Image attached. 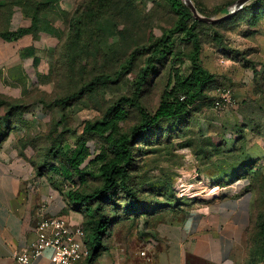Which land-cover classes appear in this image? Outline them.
Here are the masks:
<instances>
[{
  "label": "rangeland",
  "instance_id": "1",
  "mask_svg": "<svg viewBox=\"0 0 264 264\" xmlns=\"http://www.w3.org/2000/svg\"><path fill=\"white\" fill-rule=\"evenodd\" d=\"M235 1L192 0L200 15L212 18L232 12ZM176 18L167 0H0V32L31 28L13 40L0 37V94L9 105L0 111L15 110L17 141L30 148L33 167L59 194L70 189L90 192L101 185L96 166L87 162L103 140L86 132L84 125L101 119L121 97L133 95L140 68ZM196 31L200 59L216 76L207 96L216 98L228 90L231 102L217 109L205 99L181 137L176 134L166 144L164 132L133 145L131 174L137 196L157 201L155 208L165 210H157L154 220L172 214L167 213L168 204H180L174 195L184 202L213 196L217 185L228 182L237 191L253 185L259 209H264V174L235 179L238 173L227 183L210 179L238 161H253L257 167L264 161V0H250L221 21L203 22ZM171 40L178 55L157 57L142 87L139 102L147 111L158 105L171 72H188L191 44L180 34ZM98 76L111 78L89 88ZM124 111L118 125L128 132L139 114L135 106L125 105ZM79 143L91 151L80 166L84 183L76 175L68 181L60 173ZM184 143L190 146H180ZM245 262L264 264V226L260 231L252 226Z\"/></svg>",
  "mask_w": 264,
  "mask_h": 264
},
{
  "label": "crops",
  "instance_id": "2",
  "mask_svg": "<svg viewBox=\"0 0 264 264\" xmlns=\"http://www.w3.org/2000/svg\"><path fill=\"white\" fill-rule=\"evenodd\" d=\"M15 127L13 116L0 119V264H21L15 254L36 239L41 219L61 216L73 226L82 219L65 195L36 173L31 150L17 141ZM231 185H217L213 196L185 201L176 215L142 216L132 228L118 226L107 250L78 264H246L256 194ZM50 255L47 248L28 264H51Z\"/></svg>",
  "mask_w": 264,
  "mask_h": 264
},
{
  "label": "trees",
  "instance_id": "3",
  "mask_svg": "<svg viewBox=\"0 0 264 264\" xmlns=\"http://www.w3.org/2000/svg\"><path fill=\"white\" fill-rule=\"evenodd\" d=\"M167 1L177 14V18L167 30V34L162 35L157 41L151 55L147 57L145 64L140 68L133 95L131 97H121L106 110L101 119L86 122L84 125L86 132H93L103 140V144L98 145L99 150L94 158L87 162L96 166L101 185L93 188L90 192L70 189L65 197L73 208L83 215L81 226L85 231V243L89 252L86 259L89 261L94 260L108 249L109 238L118 226L123 225L132 228L140 217L151 218L157 210L158 212L165 211L164 208H155L159 204L157 201L140 199L132 185L131 171L135 166L133 164L135 157L133 145L136 141L150 140L153 136L166 132V137L169 138L166 142L168 144L176 134L178 136L175 137H181L179 136L181 131L185 133L189 130L186 127L192 119V114L197 111L199 105L205 99L212 105L214 103L215 97L209 98L207 92L215 83L216 76L203 65L200 59L201 42L196 31L197 27L203 22L196 20L181 0ZM35 18L34 16L33 22ZM30 29L19 28L15 32L1 31L0 37L5 40H13ZM175 34L182 35L191 44V50L187 57L190 62L188 72H171L158 105L153 111H147L139 102L142 87L155 69L156 58H164L174 54V45L171 38ZM174 55L178 54L175 53ZM133 59L134 55H131L130 61ZM130 61L127 62V65L131 64ZM110 78V76L95 77L89 83V88L102 79ZM5 101H8V99L4 96L0 97V108L3 105L4 108L9 107L8 104H5ZM125 105L135 106L139 114L138 121L130 127L128 132L122 131L118 125V122L126 117ZM15 113L13 108L8 109V111H0V119L15 116ZM165 122H172L175 125L164 127ZM222 145L223 143L218 147H223ZM180 146L188 147L190 144L184 143ZM216 146L213 148L214 150L219 149ZM50 152L55 156L53 151ZM90 155L89 148L84 143H79L66 156L65 162L61 166V175L68 181L76 175L80 182L84 183L86 173L80 166ZM35 171L37 174L41 173L37 168ZM55 171L58 172L59 170L55 169ZM251 172L252 174H250ZM219 173L217 178L225 179L222 183H227L225 181L236 174L238 175V173L239 177L236 176L235 179L244 177V174L252 175L253 179L254 175L264 174V161L260 167H257L253 161H238L236 164H230L229 167L222 168ZM247 189L255 191L253 185H249ZM174 197L180 204L178 206L168 204L169 210L167 212L176 215L182 210V205L187 203L179 200L175 195ZM134 219H136L135 222ZM252 226H257L259 231L263 230L264 226V209H259L257 197L255 198V216L250 224L249 232ZM258 235H260V232Z\"/></svg>",
  "mask_w": 264,
  "mask_h": 264
},
{
  "label": "built area",
  "instance_id": "4",
  "mask_svg": "<svg viewBox=\"0 0 264 264\" xmlns=\"http://www.w3.org/2000/svg\"><path fill=\"white\" fill-rule=\"evenodd\" d=\"M230 102L229 91L222 90L214 99L213 107L220 109ZM35 231L36 239L15 254V259L21 264H28L47 248L51 250V264H78L89 254L81 224L73 226L61 216H52L41 219Z\"/></svg>",
  "mask_w": 264,
  "mask_h": 264
},
{
  "label": "water",
  "instance_id": "5",
  "mask_svg": "<svg viewBox=\"0 0 264 264\" xmlns=\"http://www.w3.org/2000/svg\"><path fill=\"white\" fill-rule=\"evenodd\" d=\"M181 1L184 2V4L187 6V8L190 10L192 16L196 20L201 21V22H206V23H216V22L221 21V20L225 19L226 17L230 16L232 13H234L239 8L244 6L250 0H236L234 2L233 11L232 12H228L225 15L219 17V18H212V17H207V16L200 15L199 12L197 11L195 5L193 4L192 0H181Z\"/></svg>",
  "mask_w": 264,
  "mask_h": 264
}]
</instances>
